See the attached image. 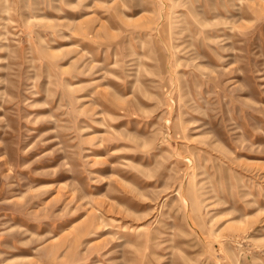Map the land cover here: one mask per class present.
<instances>
[{
  "label": "rangeland",
  "instance_id": "rangeland-1",
  "mask_svg": "<svg viewBox=\"0 0 264 264\" xmlns=\"http://www.w3.org/2000/svg\"><path fill=\"white\" fill-rule=\"evenodd\" d=\"M0 264H264V0H0Z\"/></svg>",
  "mask_w": 264,
  "mask_h": 264
}]
</instances>
